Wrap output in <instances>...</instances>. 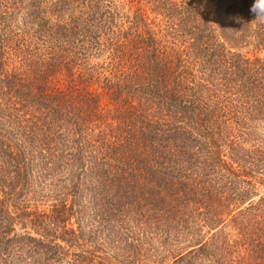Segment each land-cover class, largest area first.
<instances>
[{"label":"trees","instance_id":"obj_1","mask_svg":"<svg viewBox=\"0 0 264 264\" xmlns=\"http://www.w3.org/2000/svg\"><path fill=\"white\" fill-rule=\"evenodd\" d=\"M214 1L0 0V264H264V4Z\"/></svg>","mask_w":264,"mask_h":264},{"label":"rangeland","instance_id":"obj_2","mask_svg":"<svg viewBox=\"0 0 264 264\" xmlns=\"http://www.w3.org/2000/svg\"><path fill=\"white\" fill-rule=\"evenodd\" d=\"M115 1L116 4H119V1L122 2V0H112ZM118 2V3H117ZM122 7V10L127 11V2L123 0V2L120 5ZM200 6L205 10L208 11L210 14H215V1L214 0H201ZM147 15L149 18H152L154 15L150 12H147ZM158 20V18H156ZM246 51V54L250 53L247 49L243 50ZM143 251L140 253L138 262L139 264H168L169 259L168 257L164 258L163 260H160V256L165 251H162L161 246L156 242H152L149 245L143 246ZM112 264H121L119 262L113 261Z\"/></svg>","mask_w":264,"mask_h":264},{"label":"clouds","instance_id":"obj_3","mask_svg":"<svg viewBox=\"0 0 264 264\" xmlns=\"http://www.w3.org/2000/svg\"><path fill=\"white\" fill-rule=\"evenodd\" d=\"M260 2H261L262 4H264V0H260Z\"/></svg>","mask_w":264,"mask_h":264}]
</instances>
